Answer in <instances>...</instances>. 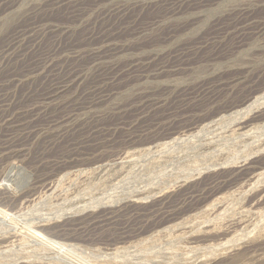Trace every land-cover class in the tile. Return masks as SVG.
Instances as JSON below:
<instances>
[{"label":"rangeland","instance_id":"1","mask_svg":"<svg viewBox=\"0 0 264 264\" xmlns=\"http://www.w3.org/2000/svg\"><path fill=\"white\" fill-rule=\"evenodd\" d=\"M51 1L56 0H0V98L9 100L6 109L14 107L17 112L25 114L31 130L38 133L24 139V130L14 132L0 121V147L13 138L21 143L0 153V208L12 213L11 208L41 201L42 213L56 210V216L61 212L65 214L63 218L61 215L51 219L44 216L45 220H39L44 224L39 229L47 238L46 242L24 240L17 246L23 248L18 256L30 259V264H108L105 263L107 261L109 264H264V120L254 121V126H251L256 132L261 130L257 132L259 138L254 136L257 140L251 137L253 140L247 138L243 142L238 139L233 143L231 138L222 139V145H227L228 150L225 158L219 161L207 154L213 150L196 149L193 142L181 143L182 146L179 144L173 149L168 147L172 152L161 148V142L166 140L167 135L194 131L221 110L264 87V40L259 36L264 27V0H211L189 14L168 18L162 25L163 31L157 34L150 32L149 36L140 38L125 37L122 43L126 44L124 49L111 61L125 69L135 63L147 64L148 71L134 72L118 80L115 90L100 99L96 94L84 96L96 81L88 78L78 88L49 105L53 115L66 118L70 110L63 107L80 100L74 117L65 120L59 127L50 125L43 116V110H40L45 105L44 97L51 90L54 77L48 74V68L37 66L40 56L29 54L15 61L13 58L21 48L4 53L13 35L32 21L29 15L35 11L33 21L40 26L35 36L39 54L41 50L54 47L53 39L48 35L42 36L49 23L73 32L67 45L90 48L87 35L93 28L105 32L119 23L111 18L95 25L98 16L117 4L142 0H106L101 3L86 0L84 16L78 23L71 22L64 9L54 12L41 10ZM245 7L252 19L243 26L240 23L241 13H236ZM161 11L146 9L136 23L147 22ZM168 26L178 28L173 36L164 40L163 33ZM243 27L247 29L242 30ZM129 32L128 29L125 35ZM238 37L244 39L242 45H237ZM9 58L12 61L8 63ZM179 59L181 62H178ZM34 66L40 71L33 77L26 70ZM92 71L90 68L89 74ZM233 76L242 77L241 82L227 92L221 91V97L216 101H195L185 106L188 95L198 86L218 78L227 81ZM252 80L255 82L249 84ZM3 116L4 113L0 112V119ZM95 123L100 125L102 133L88 140L87 137L93 135ZM58 131L65 137L54 144L47 143L48 137ZM80 142L81 152L78 155L73 147ZM12 145L5 144L4 147ZM152 146L160 147L155 148L153 153L147 149ZM113 161L117 162L116 165L98 169V166ZM218 164H221L220 167ZM15 166L20 170L18 174ZM199 169L206 171L202 172L203 176L196 173ZM17 175L20 187L29 179L30 185L35 181L31 188L26 189H31L32 193L20 200L3 196L4 185L11 183ZM55 186V196H49L50 189ZM101 215H108L111 220L108 224L92 227L93 222H99L94 218ZM14 227V224L0 219V231H9ZM69 246L83 250L79 251L78 258L62 254ZM3 258L0 264H10L8 257Z\"/></svg>","mask_w":264,"mask_h":264},{"label":"bare ground","instance_id":"2","mask_svg":"<svg viewBox=\"0 0 264 264\" xmlns=\"http://www.w3.org/2000/svg\"><path fill=\"white\" fill-rule=\"evenodd\" d=\"M86 0H56L51 1L48 3L44 8H41V10L45 12H54L56 10L64 9L66 11L67 17L70 19L71 22L78 23L84 16V3ZM95 3H101L106 0H93ZM211 0H151L149 2H146L144 0L142 1H136L132 4H117L112 9L102 13L100 16H98L95 19V25L98 22L106 21L111 18H114L115 20H118L119 23L116 27L113 29H108V31H101L96 30V28L92 29L91 32L87 35V44H89L90 48H87L85 45H67V42L71 36V33H73L70 29L66 27H60L59 25L49 23L47 25L46 31L42 32V36L48 35V38H51L54 40V47L48 49L47 51L41 50V54L38 53V50L40 49L36 45V33L40 26L37 24L34 20L36 17L35 11L30 13L29 17L32 20L28 25L22 26L12 37L9 46L4 50V53H12V51H15L19 48L20 51H18L15 54V57L13 58L15 61H20L23 59L26 55H32V56H40L39 61L37 62V66H41V68L47 69L48 74L53 75V80L51 83V90L49 93L46 94L44 97V106L40 110H43V116L46 118L47 122H49L50 125H53L54 127H59L60 124H62L65 120L72 119L75 115V111L79 110L80 100L77 99L73 104L68 105L66 107H63V109H69L70 113L68 116L65 117H56L52 114L53 111L49 109V105L53 104L54 101L61 99L63 96H65L68 92L71 90H74L75 88H78L83 82H85L88 78L91 77V79H95V85L93 87L89 88V93L87 92L86 97H89V95H97L98 98H103L104 96H108L110 93H112V90L114 89V86L119 82L118 80L125 78L126 76H129L130 74H133L134 72H145L148 71L146 69L147 64H138L135 63L132 67L129 69L125 68H119L116 66V64L111 61L114 57L116 58V54H118L120 51H122L126 44H122L125 42V37L130 38H140L144 36H149L150 32L159 33L160 31H163L162 25L163 23L168 20V18H172L177 15H185L189 14L190 12L194 11L195 9L199 8L203 5L204 2H208ZM105 4V3H104ZM1 5V3H0ZM260 6V5H259ZM247 7L244 9L238 11L236 14L241 13V21L240 23L244 26L246 23H250V11L246 10ZM146 9H160L162 10L158 15H155L153 18H151L149 21L144 23H136L137 18L141 15V13ZM254 12V11H253ZM8 13V12H7ZM235 14V15H236ZM241 25V26H242ZM71 26V25H69ZM215 26L218 25L215 23ZM174 26H168L166 28V32L163 33L164 40H167L171 36H173L177 29L172 28ZM215 27V28H216ZM90 29V28H89ZM130 30L128 33L129 35H125V32L127 30ZM247 27H243L242 30H246ZM253 29V27H252ZM259 36H261V40H264V27L262 28L261 32H259ZM154 34V35H156ZM162 34V33H161ZM153 35V36H154ZM226 35V34H225ZM41 36V38H42ZM26 40V42H25ZM175 40V39H174ZM211 40V39H210ZM217 40V39H216ZM25 42V43H23ZM244 43V39L242 37H238L237 45H242ZM162 45V44H161ZM238 47V46H237ZM259 49V48H258ZM146 50V48H145ZM245 53V52H244ZM182 58V57H181ZM12 61V58H9L8 63ZM178 62H181V59L178 60ZM7 63V64H8ZM182 64V63H180ZM177 64V65H180ZM65 65V66H64ZM174 66V67H177ZM88 66V69L85 68ZM161 66V65H160ZM164 65L163 67H165ZM39 67L30 68L27 69L26 72L28 75H37L38 71H40ZM172 67V66H171ZM64 68V69H63ZM91 68L93 71L89 74L88 70ZM125 69V70H124ZM174 69V68H173ZM176 70V68H175ZM262 73V72H261ZM35 74V75H34ZM19 75V74H18ZM26 76V75H25ZM57 76V77H56ZM244 77V76H243ZM257 77V75H256ZM255 77V78H256ZM242 77L239 76H233L230 79L222 80L221 78H218L216 80H212V82H208V84H203L202 86H198V88L190 93L188 95L187 101L185 102V106L194 103L195 101H208L213 102L216 101V99H219L220 92L221 91H228L233 88L235 84H238L241 82ZM254 80V79H253ZM249 81V84L254 83L255 81ZM97 82V83H96ZM134 85V84H133ZM110 88V90L108 89ZM230 88V89H229ZM185 90V89H184ZM109 92V93H108ZM85 93V92H84ZM108 93V94H107ZM107 94V95H106ZM236 96V95H235ZM234 96V97H235ZM162 97V96H161ZM85 98V97H84ZM235 100V99H234ZM241 102L235 103L234 105L230 107H226L225 109L221 110L217 114H215L213 117L209 119V121H206L204 124L199 126L198 129H195L194 131L184 133L181 135H173L172 133L167 135L168 137H165L166 140L162 143L161 142V148L165 147L167 150L169 148H175L181 143H189L193 142L195 143L193 146H196V149H204V150H213L211 152H208V155H211L213 159L217 158V160L224 159V155L227 153L226 147L227 145L223 146L221 140L226 138H231L233 140L242 139L243 142H245L244 139L247 138H255L254 140H257V136L259 138V134L254 131L256 129H252L251 126L253 125L254 121L264 120V87L257 88L253 94L250 96H246L244 99H241ZM8 99L0 98V112L4 116L1 117L0 121L2 123L4 122L8 128L15 131H22L24 130L26 133V137L24 139H29V136L32 135L36 136L32 130L31 126L27 123L25 120V114L22 112H17L14 107L12 109H6ZM184 106V107H185ZM58 107V106H57ZM55 107V108H57ZM59 108V107H58ZM39 110V109H38ZM203 110V109H202ZM51 111V112H50ZM142 116V115H141ZM193 119V118H192ZM97 120H95L96 122ZM263 122V121H262ZM264 123V122H263ZM96 125L93 127V135L91 137H87V139L95 138L96 136L102 133V130L99 129V124L95 123ZM260 125V124H259ZM255 125V126H259ZM254 126V125H253ZM262 126V124H261ZM263 127V126H262ZM261 128V127H260ZM189 129V128H188ZM263 129V128H262ZM40 131V130H39ZM261 131V130H260ZM259 131V132H260ZM114 134V133H113ZM65 137V134H62L60 131H58L56 134H53L52 136L48 137L47 143L54 144L57 141H60L62 138ZM140 138V137H139ZM250 140H253V139ZM23 139V140H24ZM19 139L13 138L11 139V142L4 143L3 146L0 147V153L3 150L11 149L13 147H17L21 145L19 143ZM235 141V142H236ZM86 141H84L85 143ZM221 142V143H220ZM228 142V141H227ZM226 142V143H227ZM251 142V141H250ZM259 142V141H258ZM257 142V143H258ZM13 143L12 146L8 148V146L4 147L5 144ZM224 143V142H223ZM231 143V141H230ZM230 143H227L228 145ZM234 143V141H233ZM256 143V144H257ZM264 143V141H263ZM262 143V144H263ZM81 142L74 144V152L79 155L80 148H81ZM143 145V144H142ZM183 144H181L182 146ZM190 145V144H189ZM245 145V143H244ZM255 145V144H254ZM180 146V147H181ZM253 146V145H252ZM148 147V146H146ZM145 147V148H146ZM160 146H152L147 148L148 150H152L154 153L155 148H159ZM186 147V146H185ZM188 147V145H187ZM248 147V146H247ZM134 148V147H133ZM141 148V147H140ZM172 148V149H173ZM177 148V147H176ZM184 148V147H183ZM182 148V149H183ZM127 149V148H126ZM144 149V148H143ZM154 149V150H153ZM124 150V149H123ZM129 150V149H128ZM135 150V149H134ZM157 150V149H156ZM161 150V149H160ZM165 150V149H164ZM163 150V152H164ZM180 150V149H179ZM177 150V151H179ZM87 151V150H86ZM158 151V150H157ZM175 151V150H174ZM185 151V150H184ZM241 151V150H240ZM42 152V151H41ZM132 152V151H131ZM134 152V151H133ZM148 152V151H147ZM156 152V151H155ZM159 152V151H158ZM166 152V151H165ZM172 152V150H171ZM183 152V151H182ZM150 153V152H149ZM160 153V152H159ZM158 153V154H159ZM169 153V152H167ZM166 153V154H167ZM186 153V152H185ZM201 153V152H200ZM205 152H203L204 154ZM264 153V152H263ZM262 153V154H263ZM129 154V153H126ZM145 154V153H144ZM163 154V153H161ZM160 154V155H161ZM206 154V155H207ZM253 154V153H252ZM132 155V154H131ZM155 155V154H154ZM159 155V156H160ZM172 155V154H171ZM180 155V154H179ZM182 155V154H181ZM185 155V154H184ZM233 155V154H232ZM130 156V155H129ZM141 156V155H140ZM151 156V155H150ZM168 156V155H167ZM178 156V155H176ZM237 156V155H236ZM257 156H259L257 154ZM127 157V156H126ZM136 157V156H135ZM143 157V155H142ZM153 157V156H151ZM156 157V156H155ZM175 157V156H174ZM181 156H179L180 158ZM206 157V156H205ZM146 158V157H145ZM150 158V157H149ZM204 158V157H203ZM210 158V157H209ZM237 158V157H236ZM123 159V157H122ZM121 159V160H122ZM174 159V158H173ZM181 159V158H180ZM185 159V158H184ZM135 160H138V158ZM132 159V161H135ZM146 160V159H145ZM169 160V159H168ZM183 159H181L182 161ZM205 160V159H204ZM241 159H238L240 161ZM120 161V160H119ZM131 161V162H132ZM172 161V160H170ZM175 161V160H174ZM232 161V158H231ZM237 161V160H236ZM248 160H244V162H248ZM89 162V161H88ZM124 162V161H123ZM139 162V161H138ZM183 162V161H182ZM181 162V163H182ZM208 162V161H207ZM211 162V159H210ZM227 162V161H226ZM243 162V161H242ZM9 163V162H8ZM104 163L100 166H98V169H104L106 166H112L116 165L117 162L113 161V163ZM127 163V162H126ZM129 163V162H128ZM174 163V162H173ZM179 163V162H178ZM215 163V162H214ZM240 163V162H239ZM238 163V164H239ZM135 163L134 165H136ZM175 164L176 161H175ZM204 164V163H203ZM217 164V163H216ZM228 163H226L227 165ZM234 164V163H233ZM232 164V165H233ZM237 164V163H236ZM245 165V163H243ZM80 165V164H79ZM169 165V164H167ZM174 165V164H173ZM172 165V166H173ZM219 165V164H218ZM221 165V164H220ZM219 165V167H220ZM223 165V164H222ZM170 166V165H169ZM217 166V165H216ZM255 166V165H254ZM166 167V166H165ZM171 167V166H170ZM201 167V166H200ZM199 167V168H200ZM204 167V165H203ZM202 167V169H203ZM225 167V166H224ZM228 167V166H227ZM226 167V168H227ZM31 168V167H30ZM111 168V167H110ZM121 168V167H120ZM233 168V167H232ZM235 168V167H234ZM238 168V166H237ZM15 172L17 174L19 173V168L17 166L14 167ZM13 169V171H14ZM51 169V168H50ZM84 169V168H83ZM86 169V168H85ZM88 169V168H87ZM91 169V168H90ZM202 169L197 170L196 173L201 174L203 172ZM211 169V168H210ZM209 169V170H210ZM215 169V168H214ZM255 169V168H254ZM74 170V169H73ZM77 170V169H76ZM75 170V172H76ZM205 170V169H204ZM218 170V169H216ZM248 170V169H247ZM72 171V170H71ZM81 171V170H80ZM77 171V172H80ZM93 171V170H92ZM192 171V170H191ZM212 171H213V165H212ZM211 171V172H212ZM129 172V171H128ZM193 172V171H192ZM206 172V171H205ZM203 172V173H205ZM210 172V171H209ZM216 172V171H215ZM259 172V171H258ZM257 172V173H258ZM66 173V172H64ZM69 173V172H68ZM91 173V172H90ZM127 173V172H126ZM191 173V172H190ZM202 175L200 176H203ZM260 173V172H259ZM76 174V173H75ZM81 174V172H80ZM85 174V173H84ZM128 174V173H127ZM133 174V173H132ZM171 174V173H170ZM182 174V173H181ZM184 174V173H183ZM189 174V172H188ZM187 174V175H188ZM194 173H192L193 175ZM262 174V172H261ZM13 175V174H12ZM65 175V174H63ZM77 175V174H76ZM79 175V174H78ZM89 175V174H88ZM129 175V174H128ZM165 175V174H164ZM197 175V176H198ZM62 176V175H61ZM59 176V178H61ZM69 177V175H67ZM138 176V175H137ZM182 176V175H181ZM199 176V177H200ZM175 177V176H174ZM178 177V176H177ZM180 177V176H179ZM196 177V176H193ZM198 177V178H199ZM251 177V176H250ZM14 179L11 183H7L4 185L3 188V196H13L17 198V200H20L21 198H26L30 196L31 189L26 190L27 188H31L33 184H29L30 180L27 181V183L23 186H19L18 184V175L17 177H14ZM58 178V180H59ZM77 178V177H76ZM75 178V179H76ZM86 178V177H85ZM152 178V177H151ZM69 180V178H67ZM65 179V180H67ZM174 179V178H173ZM192 179V178H191ZM11 180V178H10ZM121 180V179H120ZM177 180V179H176ZM175 180V181H176ZM181 180V178H180ZM195 180V179H194ZM246 181L248 179H245ZM44 181V180H43ZM46 181V180H45ZM55 181V180H54ZM72 181V180H71ZM125 181V180H124ZM230 181V180H229ZM244 181V180H243ZM254 181V180H253ZM252 181V182H253ZM259 181V180H258ZM41 182V181H40ZM83 182V181H82ZM121 182V181H120ZM123 182V181H122ZM189 182V181H187ZM71 183V182H70ZM119 183V180H118ZM72 184V183H71ZM69 184V185H71ZM83 184V183H82ZM117 184V183H116ZM120 184V183H119ZM175 184V183H174ZM200 184V183H199ZM259 184V183H258ZM51 185V184H50ZM68 185V186H69ZM118 185V184H117ZM117 185H115L117 187ZM121 185V184H120ZM123 185V184H122ZM171 185V184H170ZM173 185V184H172ZM185 185V184H184ZM245 185V184H244ZM253 185V183H252ZM251 185V186H252ZM31 186V187H30ZM44 186V185H43ZM136 186V185H135ZM159 186V185H158ZM212 186V185H211ZM240 186V185H239ZM257 186V185H255ZM60 187V186H59ZM119 187V186H118ZM122 187V186H121ZM148 187V186H147ZM145 187V188H147ZM153 187V186H152ZM157 187V186H156ZM165 187V186H164ZM170 187V186H169ZM194 187V186H193ZM242 187V186H241ZM239 187V189L241 188ZM69 188V187H68ZM71 188V187H70ZM96 188V187H95ZM173 188V187H172ZM185 188V187H184ZM237 188V186H236ZM235 188V189H236ZM1 189V188H0ZM48 189V188H47ZM46 189V190H47ZM60 189V188H59ZM83 189V188H82ZM93 189V188H92ZM157 189V188H156ZM251 189V188H250ZM254 189V188H253ZM62 189H60L61 191ZM86 190V189H85ZM91 190V189H89ZM117 190V189H116ZM139 190L141 191L142 189ZM216 190V189H215ZM213 189V191H215ZM233 190V189H232ZM64 191V189H63ZM84 191V190H83ZM87 191V190H86ZM85 191V192H86ZM135 191V190H133ZM145 191V190H144ZM175 191V190H174ZM234 191V190H233ZM236 191V190H235ZM249 191V190H248ZM247 191V192H248ZM49 196H52L56 194L57 192V186L50 189ZM129 192V191H128ZM127 192V193H128ZM139 192V191H138ZM160 192V191H159ZM163 192V191H162ZM170 192V191H169ZM32 193V192H31ZM77 193V192H75ZM137 193V192H136ZM210 193V192H209ZM37 194V193H36ZM81 194V193H80ZM85 194V193H84ZM87 194V192H86ZM91 194V193H90ZM117 194V193H116ZM129 194V193H128ZM132 194V192H131ZM138 194V193H137ZM158 193H156L157 195ZM160 194V193H159ZM158 194V195H159ZM76 195V194H75ZM83 195V194H82ZM125 195V194H124ZM130 195V194H129ZM151 195V194H149ZM154 195V194H153ZM184 195V194H183ZM197 195V194H196ZM232 194L231 196H233ZM55 196V195H54ZM100 196V195H99ZM128 196V195H127ZM7 197H4L6 199ZM36 197V196H35ZM59 197V196H58ZM57 197V198H58ZM75 197V196H74ZM73 197V198H74ZM85 197V196H84ZM83 197V198H84ZM87 197V196H86ZM85 197V198H86ZM105 197V196H103ZM109 197V196H108ZM146 197V196H145ZM148 197V196H147ZM152 197V196H151ZM204 197V196H203ZM210 197V196H209ZM221 197V196H220ZM223 197V196H222ZM241 197V196H240ZM45 198V197H44ZM72 198V199H73ZM79 198V197H77ZM82 198V197H81ZM90 198V196H89ZM91 198H93L91 196ZM96 199V197H94ZM102 198V197H101ZM107 198V196H106ZM105 198V199H106ZM127 198V197H126ZM130 198V197H129ZM141 198V197H139ZM154 198V197H153ZM208 198V197H207ZM43 199V197H42ZM71 199V198H70ZM100 199V197H99ZM112 199V197H111ZM123 199V198H122ZM128 199V198H127ZM132 199V198H131ZM147 199V198H146ZM146 199H144L146 201ZM218 199V198H216ZM86 200V199H83ZM114 200V199H113ZM117 200V199H115ZM134 200V199H133ZM139 200V199H138ZM137 200V201H138ZM143 200V199H142ZM150 200V199H149ZM219 200V199H218ZM224 200V199H223ZM222 200V201H223ZM260 200V199H259ZM66 201V200H65ZM64 201V202H65ZM75 201V200H74ZM88 201V200H87ZM90 201V200H89ZM100 201V200H99ZM98 201V202H99ZM110 201V200H109ZM118 201H120L118 199ZM148 201V200H147ZM23 202V201H22ZM69 202V201H68ZM67 202V203H68ZM97 202V203H98ZM106 202V201H105ZM122 202V201H120ZM143 202V201H142ZM195 202V201H194ZM107 203V202H106ZM104 203V204H106ZM109 203V202H108ZM158 203V202H157ZM96 204V203H95ZM113 204V202H111ZM119 204V203H118ZM129 204V203H128ZM43 203L41 201H34L32 204L27 205L26 207H14L11 208L12 213H7L5 210L0 208V219H2L4 222H9L11 224H14L15 227L12 228L9 231L2 230L0 231V259H4L3 257H8L7 262L10 264H30L31 260L28 258L23 259V257H19L18 254L23 251V248L20 249L19 246L20 243H22L24 240H43L45 241L47 238L44 237L42 232L40 231L39 227H41L44 224H41L42 221L39 220H45L48 216L50 219L54 216H56V210L53 212H48L46 214L42 213ZM60 205V204H59ZM68 205V204H67ZM85 205V204H84ZM94 204H92L93 206ZM110 205V204H109ZM108 205V206H109ZM158 205V204H157ZM217 205V204H216ZM57 206V205H55ZM78 206V205H77ZM81 206V205H80ZM83 206V205H82ZM99 206V205H98ZM101 206V205H100ZM84 207V206H83ZM95 207V205H94ZM104 205H102V208ZM42 208V209H41ZM56 208V207H55ZM60 208V207H58ZM87 208V207H86ZM92 208V207H91ZM97 208V207H96ZM99 208V207H98ZM235 208V207H234ZM61 209V208H60ZM88 209V208H87ZM59 210V209H58ZM74 210V208H73ZM64 211V209H63ZM68 211V210H67ZM83 211V210H82ZM94 211V210H93ZM96 211V210H95ZM78 212V210H77ZM84 212V211H83ZM108 212V211H107ZM225 212V211H224ZM62 213V214H61ZM60 214L57 213L56 217H64L65 214L61 212ZM68 213V212H67ZM71 213V212H70ZM73 213V212H72ZM71 215V214H70ZM167 215V214H166ZM69 216V214H68ZM90 216V215H89ZM62 217V218H63ZM67 217V216H66ZM65 217V218H66ZM74 217V216H73ZM55 218V217H54ZM95 219H98L99 222H93ZM162 219V218H161ZM48 220V219H47ZM53 220V219H52ZM91 222H93L91 225L92 227L99 226V224H106L108 221L111 220V218L108 215H101L96 218H94ZM55 220L54 222H56ZM113 221V220H112ZM111 221V222H112ZM185 221V220H184ZM239 222V221H238ZM87 223V222H86ZM207 223V222H206ZM88 224V223H87ZM108 224V223H107ZM47 225V222H46ZM90 225V224H89ZM4 226V225H3ZM60 227V226H59ZM58 229V228H57ZM93 232V231H92ZM51 233V232H50ZM53 233V232H52ZM102 233V232H101ZM63 234V233H62ZM61 234V235H62ZM74 234V233H73ZM78 234V233H77ZM99 235V234H98ZM51 236V235H50ZM127 236V234H126ZM155 236V235H154ZM174 236V235H173ZM172 237V236H171ZM66 238V237H65ZM160 239V238H159ZM133 240V239H132ZM42 241V242H43ZM48 241V240H47ZM55 241V240H54ZM25 242V241H24ZM46 242V241H45ZM78 242V241H77ZM37 243V242H36ZM54 243V242H53ZM52 243V244H53ZM63 243V242H62ZM28 244V242H27ZM51 244V243H50ZM51 244V245H52ZM80 244V243H79ZM156 244V243H155ZM47 245V244H46ZM57 246V245H56ZM55 246V247H56ZM124 246V245H123ZM130 246V245H129ZM139 246V245H138ZM172 246V245H171ZM25 247V246H24ZM52 247V246H51ZM54 247V245H53ZM52 247V248H53ZM120 247V246H119ZM60 248V247H59ZM79 248V247H78ZM116 248V247H115ZM125 248V247H124ZM124 252L126 251L125 248ZM131 248V247H129ZM128 248V250H129ZM138 248V247H137ZM136 248V249H137ZM25 250V248H24ZM65 250V249H64ZM81 250V249H80ZM75 246H69L66 247L65 252H62V254L66 253L67 256L72 257L73 259H76L80 256L79 252ZM118 250V249H117ZM127 250V251H128ZM83 251V250H81ZM121 251V249H120ZM119 251V252H120ZM49 252V251H47ZM122 252V251H121ZM158 252V251H157ZM28 253V252H27ZM83 253V252H82ZM104 253V252H103ZM109 254L108 252H106ZM132 253V252H131ZM29 254V253H28ZM27 254V255H28ZM54 254V253H53ZM84 254H86L84 252ZM117 254V253H116ZM121 254V253H120ZM125 254V253H124ZM123 254V255H124ZM83 255V254H82ZM89 255V254H88ZM106 255V254H105ZM44 256V255H43ZM116 255H114L115 258ZM118 256V255H117ZM88 257V256H87ZM108 257V255H107ZM110 257V256H109ZM112 257V254H111ZM119 257V256H118ZM117 257V258H118ZM121 257V256H120ZM258 257V256H257ZM36 259V258H35ZM46 259V258H44ZM112 258H110L111 261ZM40 260V259H39ZM43 260V258H42ZM49 260V258H48ZM53 260V259H52ZM59 260V259H58ZM61 260V259H60ZM93 260V259H92ZM115 260V259H113ZM5 261V260H4ZM67 261V260H66ZM78 261V259H77ZM3 262V261H2ZM84 262V261H83ZM91 262V261H90ZM96 262V260H95ZM99 261H97L98 263ZM100 262H103L102 260ZM112 262V261H111ZM117 262V261H115ZM75 263V262H74ZM86 263V262H85ZM89 264V262H87ZM92 263H94L92 261ZM109 264V261L105 262ZM80 264V263H78ZM140 264V263H139Z\"/></svg>","mask_w":264,"mask_h":264}]
</instances>
